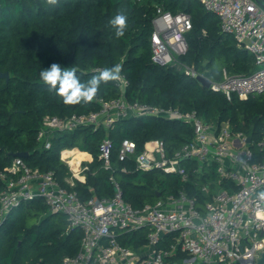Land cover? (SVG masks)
<instances>
[{
    "label": "trees",
    "instance_id": "16d2710c",
    "mask_svg": "<svg viewBox=\"0 0 264 264\" xmlns=\"http://www.w3.org/2000/svg\"><path fill=\"white\" fill-rule=\"evenodd\" d=\"M121 5L128 6V28L124 37L116 39L106 25ZM158 7L174 15L188 13L192 18L188 52L180 58L185 64L215 81L222 80L224 69L233 75L256 70L254 57L222 31L218 17L207 12L198 0H60L56 7L47 5L46 0H0V72L10 74L9 80L0 79V171L12 162L13 154L28 153L24 159L30 166L53 172L69 187L66 179L71 174L61 160V151L78 148L93 156L87 164L86 183L76 181L73 188L83 201L112 197V177L120 182L125 201L136 209L185 192L203 211L204 204L220 188H234L227 180L218 184L215 164L182 160L187 172L184 180L181 175L159 170L139 171L134 158L120 161L125 139L136 143L137 154L146 142L162 140L167 155L173 157L195 137L193 127L179 121L140 117L118 121L108 131L87 127L56 132L50 149H43L37 141L46 116L90 113L99 109L100 98L121 96L115 82H110L101 85L93 102L65 105L39 78L40 71L52 63L75 67L82 81L98 74L99 69L119 63L121 74L129 81V102L175 107L183 112L195 110L207 123L229 122L234 132L247 135L254 144L263 139L264 94L228 100L177 68L152 62L151 36ZM106 138L112 142L111 169L99 159V148ZM4 189L5 183L0 180V192ZM147 232L143 228L123 233L119 240L138 250L147 243ZM82 237L79 228H70L67 217L52 213L42 199L26 201L12 209L0 225V264H63L65 257L78 253ZM167 238L169 243L172 237Z\"/></svg>",
    "mask_w": 264,
    "mask_h": 264
},
{
    "label": "built area",
    "instance_id": "2783aa9c",
    "mask_svg": "<svg viewBox=\"0 0 264 264\" xmlns=\"http://www.w3.org/2000/svg\"><path fill=\"white\" fill-rule=\"evenodd\" d=\"M207 12L216 15L223 32L234 37L237 46L255 59L256 70L248 75H233L223 70L221 81L208 78L181 61L188 52L187 34L193 29L188 13L172 14L157 8L151 36L152 62L160 67H175L186 76H203L210 90L228 100H242L264 94V9L256 0H198ZM102 70V69H99ZM116 81L121 96L100 98L99 109L71 116H46L37 134L43 149H50L56 132H70L92 127L112 129L118 121L154 117L189 124L194 141L185 144L173 157L167 155L165 143L146 142L137 154L136 143L125 139L119 151L120 161L134 158L136 168L144 173L162 171L181 175L187 180L184 159L200 164L217 165L222 180L231 188H220L211 201L198 208L195 198L185 192L160 198L155 204L136 209L124 199L120 182L113 177L112 197H92L83 201L73 188L76 181L86 183V153L78 148L61 151V160L69 168L61 184L51 171L30 166L15 157L0 171L5 189L0 192V225L8 213L26 201L42 199L52 213L67 217L70 228H79L83 237L78 253L65 257L63 264H257L264 253V202L256 194L264 191V137L254 144L243 133H236L229 122L207 123L197 111L183 112L175 107H161L140 101L129 102V81L124 74ZM78 150L81 156L67 155ZM99 159L106 169L112 168V142L100 145ZM127 172L126 168L122 169ZM203 190L209 193V188ZM146 228L147 243L134 250L123 245L119 237ZM171 236L169 243L167 237ZM187 255L181 257L180 255Z\"/></svg>",
    "mask_w": 264,
    "mask_h": 264
},
{
    "label": "clouds",
    "instance_id": "9594fccd",
    "mask_svg": "<svg viewBox=\"0 0 264 264\" xmlns=\"http://www.w3.org/2000/svg\"><path fill=\"white\" fill-rule=\"evenodd\" d=\"M60 0H46V4L52 7L59 5ZM128 6L121 5L114 15L107 21V27L114 31L116 39L124 37L128 28ZM122 66L117 63L111 67L103 68L98 74L92 75L88 80L82 81L75 67H62L58 63H52L47 69L39 73L40 81L55 94L65 105L74 106L93 102L101 88L110 82L122 79ZM259 201L264 202V191L256 194Z\"/></svg>",
    "mask_w": 264,
    "mask_h": 264
},
{
    "label": "water",
    "instance_id": "95a60500",
    "mask_svg": "<svg viewBox=\"0 0 264 264\" xmlns=\"http://www.w3.org/2000/svg\"><path fill=\"white\" fill-rule=\"evenodd\" d=\"M256 1L264 9V0H256ZM1 78H6L7 80H9L10 74L0 72V79ZM197 81H199L204 87L210 88V81L207 78H205L203 76H199L197 78ZM248 141L251 142V138H249ZM13 156L14 157L27 158L28 153H15V154H13ZM158 197L160 198L161 195L158 194ZM257 264H264V253L262 254V257L258 260Z\"/></svg>",
    "mask_w": 264,
    "mask_h": 264
},
{
    "label": "crops",
    "instance_id": "0c3cea01",
    "mask_svg": "<svg viewBox=\"0 0 264 264\" xmlns=\"http://www.w3.org/2000/svg\"><path fill=\"white\" fill-rule=\"evenodd\" d=\"M80 152H82V151H80ZM83 153H86L88 155V157L86 158V162H87L86 164L91 163L93 161V156L90 153H88V152H83Z\"/></svg>",
    "mask_w": 264,
    "mask_h": 264
},
{
    "label": "bare ground",
    "instance_id": "6f19581e",
    "mask_svg": "<svg viewBox=\"0 0 264 264\" xmlns=\"http://www.w3.org/2000/svg\"><path fill=\"white\" fill-rule=\"evenodd\" d=\"M67 155H74V156H81L82 154L78 152V150H75L73 152H66Z\"/></svg>",
    "mask_w": 264,
    "mask_h": 264
}]
</instances>
